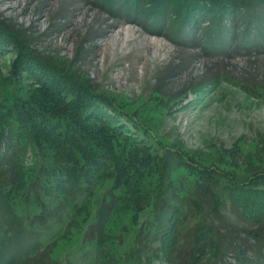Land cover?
I'll use <instances>...</instances> for the list:
<instances>
[{"label":"trees","instance_id":"obj_1","mask_svg":"<svg viewBox=\"0 0 264 264\" xmlns=\"http://www.w3.org/2000/svg\"><path fill=\"white\" fill-rule=\"evenodd\" d=\"M91 2L110 18L205 56L264 53V0ZM23 45L0 23V51L14 50L0 84L15 81L0 93V264H61V251L79 239L100 250L92 264H107L111 254L117 264H142L143 242L123 257L120 241L108 251L107 224L116 214L128 220L124 235L144 240L149 233L151 256L165 264H229V257L234 264H264V149L213 158L154 142L131 112ZM232 86L260 93L242 80ZM27 151L31 165L22 162ZM234 155L253 161L240 169ZM67 206L73 214L58 238L76 232L53 253L58 238L41 246L40 235ZM146 210L148 225H138Z\"/></svg>","mask_w":264,"mask_h":264},{"label":"rangeland","instance_id":"obj_2","mask_svg":"<svg viewBox=\"0 0 264 264\" xmlns=\"http://www.w3.org/2000/svg\"><path fill=\"white\" fill-rule=\"evenodd\" d=\"M91 1L0 0V23L34 55L72 70L96 92L131 112L150 130L149 139L154 142L159 138L188 153L213 158L219 151L264 149V53L228 60L205 56L196 48L181 47L163 36L148 34L137 24L110 18ZM11 51V46L0 51V77H8L14 58ZM212 73L215 83L209 81ZM239 80L257 86L260 93L252 96V92L233 87L232 82ZM14 85V80L4 81L0 93L12 90ZM23 157L24 165L34 161L30 151ZM252 161L232 157L240 169ZM149 213L142 212L137 224L148 225ZM72 214L67 206L61 220L41 232V246L50 245L63 233ZM128 226L126 217L111 216L107 227L113 239L107 245L108 251L120 241L123 257L124 250L143 242L142 264H165L151 256L149 233L144 240H136L133 235H124ZM75 232V228L70 229L63 238L56 239L53 253L65 247ZM118 232L121 237L117 239ZM89 247L87 240L79 239L61 251L60 263L98 262L100 250L95 252ZM228 262L234 264L230 257ZM107 264H117V255L111 254Z\"/></svg>","mask_w":264,"mask_h":264}]
</instances>
